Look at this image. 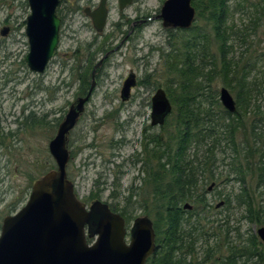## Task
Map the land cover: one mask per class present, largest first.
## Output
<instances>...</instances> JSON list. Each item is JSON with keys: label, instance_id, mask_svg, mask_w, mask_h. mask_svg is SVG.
<instances>
[{"label": "rangeland", "instance_id": "1", "mask_svg": "<svg viewBox=\"0 0 264 264\" xmlns=\"http://www.w3.org/2000/svg\"><path fill=\"white\" fill-rule=\"evenodd\" d=\"M165 1L132 0L131 5L119 11L117 0H108L107 24L103 33L98 34L83 10L96 8L99 0H65L58 7L63 23L55 57L44 73L35 74L24 62L28 53L24 34L29 14L27 2L0 0V31L8 28L6 36L0 35V227L5 216L15 214L26 204L32 184L56 170L48 151L49 141L70 105L85 94L81 93L83 78L80 81L77 71L84 73L90 65H96L104 56L101 50L114 49L97 69L90 100L67 140L70 154L67 179L71 181L74 195L86 208L99 202L118 210L123 207L124 198H132L133 193L139 192L144 199L150 193L151 189L142 183L147 175L138 160L144 159L143 144L150 150L153 143L148 141L154 136H160L163 141L168 135L166 132L173 133L175 106L167 90L175 99L183 92L182 82L171 68L175 58L179 61L188 55L190 64L202 68L195 78L199 85L196 94H201L196 102L201 103L202 115L208 109L205 97L209 91L216 94L220 106V109L212 108V113L217 116V112L223 111L218 91L224 85L212 68L213 60L219 55L210 27L203 20L195 19L188 30L162 28L156 16ZM248 1L257 3L258 0ZM227 27L228 58L233 67L234 64L240 70L244 67V74L251 80L250 107L241 116L247 126L253 120L254 126L264 128V23L252 31L246 10L237 12L231 6ZM187 42H190L188 48ZM130 72L134 73L137 83L130 99L122 102L120 91ZM88 82L91 84V77ZM159 88L165 91L172 113L163 126L152 127L150 100ZM236 91H229L234 99ZM33 120L40 123L32 125ZM207 125L204 123L202 127ZM246 140V133L238 130L235 142L241 156L247 148ZM208 144L210 140L198 151L200 157ZM262 145L264 149V141ZM229 152L223 142L214 152L216 163L211 168L214 180L204 183L205 191L211 182L216 183L207 195L210 205L215 206L227 196L235 198L245 188L249 194L254 190V196L264 208V185L256 186L251 172L252 158L236 165ZM207 215L208 222L229 216L228 226L236 230V234L230 232V242L237 240V231L242 235L247 231L255 233L259 228L242 219V209L236 204L228 207L224 204ZM127 217L125 242L129 244L133 220L137 217L151 220V217L139 208ZM201 223L204 225L206 221ZM94 230L95 226L89 225L86 235ZM95 239L96 236L91 237L87 243L91 245Z\"/></svg>", "mask_w": 264, "mask_h": 264}, {"label": "trees", "instance_id": "2", "mask_svg": "<svg viewBox=\"0 0 264 264\" xmlns=\"http://www.w3.org/2000/svg\"><path fill=\"white\" fill-rule=\"evenodd\" d=\"M64 1L60 0L59 5ZM191 5L195 10V19L203 20L212 31L219 55L213 60L212 68L216 76L222 79L224 88L229 91L237 90L236 111L230 114L223 109L215 116L211 110L214 107L220 109V106L216 94L209 91L205 97L209 102L208 109L204 110L202 115L201 103L196 102V98L201 94H196L198 91H195L199 86L196 85L195 78L198 70L202 68L190 64L188 55L179 61L175 58L171 68L182 82L183 92L175 99L167 90L170 101L175 106V115L171 122L173 133L166 132L168 135L163 141L160 136H154L148 141L153 143L150 150L147 149V144H143L144 159L138 160L148 178L142 179V183L144 187L151 189L150 193L146 199L145 196L141 197L139 192L133 193V199L124 198L122 208L117 210L112 205H109V208L112 212L120 214L125 221L128 220L127 214L129 216L136 208L151 217L156 251L147 259L146 264H264V244L254 232L247 231L240 235L237 231V240L230 242L229 234L231 231L235 233L236 230H231L228 226V215L221 221L220 218L208 222L207 214L214 207L204 195V183L214 180L211 169L216 163L214 152L221 148L222 142L226 149L230 150L229 155L236 165H241L242 160H247L248 157L252 158L251 172L255 176L256 186L264 185V128L254 126L253 120H250L249 123L252 124L247 126L241 116L243 112L246 114L250 107L251 80L244 74L245 68L240 70L237 64L233 67V62L227 55V24L231 6L237 12L246 10L249 23L253 26L251 30L255 31L264 23V0H258L257 3L248 0H191ZM59 11L61 12V9L57 11L58 16ZM200 35L205 37L204 34ZM189 44L190 42H187L185 46L188 48ZM107 51L101 50L103 54ZM93 67L94 65H90L84 73L77 71L80 81L83 78L81 93H86L90 86L88 79ZM39 123L40 120H33L31 124ZM204 123H208L206 128L202 127ZM238 130L246 133L247 137V148L242 156L241 149H238L239 145L235 142ZM207 140H210V144L206 147L211 148L205 147L200 157L198 151ZM240 192L235 198L226 197V207L236 204L242 209V219L248 224L264 227V208L254 196V190L252 194L245 188ZM185 204H189L191 209L185 210ZM204 220L206 223L203 225L201 221Z\"/></svg>", "mask_w": 264, "mask_h": 264}, {"label": "water", "instance_id": "3", "mask_svg": "<svg viewBox=\"0 0 264 264\" xmlns=\"http://www.w3.org/2000/svg\"><path fill=\"white\" fill-rule=\"evenodd\" d=\"M117 1L120 10L132 3V0ZM26 2L29 14L24 34L28 53L24 62L30 72L42 74L54 59L60 43L61 20L57 15L60 0ZM106 2L99 0L96 9L84 10L97 33L105 28ZM156 18L161 20L164 29L188 30L194 22L195 10L191 0H166ZM7 33L8 28L0 31L2 37ZM106 56L94 67L86 95L70 105L49 141L48 151L56 170L36 180L26 204L15 214L3 218L0 264H146L155 253V232L149 218L137 217L133 220L127 244L123 217L99 202L86 208L74 195L71 181L67 179L66 167L70 160L68 136L84 113L95 86L96 70ZM135 86V75L130 72L120 91L122 102L129 99ZM219 102L227 112L236 111L235 102L224 87L219 90ZM171 112L172 105L165 92L157 89L151 98V126H163ZM183 208L190 210L191 206L185 204ZM94 220L96 223H93ZM89 225L95 226V230L88 236ZM255 234L264 244V227L257 228ZM94 236V243L88 244L87 240Z\"/></svg>", "mask_w": 264, "mask_h": 264}, {"label": "flooded vegetation", "instance_id": "4", "mask_svg": "<svg viewBox=\"0 0 264 264\" xmlns=\"http://www.w3.org/2000/svg\"><path fill=\"white\" fill-rule=\"evenodd\" d=\"M108 1V0H107ZM99 3V2H98ZM117 3H118V1H117ZM98 6V5H97ZM59 7V6H58ZM86 8H89V7H86ZM86 8H84V10L86 9ZM126 8V7H125ZM124 8V9H125ZM90 9V11H93L94 9H96V8H94V9H91V8H89ZM118 9H119V7H118ZM123 9V10H124ZM57 10H58V8H57ZM68 10V9H67ZM84 10H83V13H84ZM106 10H107V17H106V23H105V27H106V24H107V19H108V15H109V11H108V8H107V2H106ZM123 10H120L119 9V11H123ZM57 15H58V13H57ZM84 15H85V13H84ZM86 16V15H85ZM59 18H60V16H58ZM87 17V16H86ZM89 18V17H88ZM90 19V18H89ZM60 20H61V25H62V23H63V21H62V19L60 18ZM90 21H91V19H90ZM133 24L134 23H132V24H130L129 25V31H127V33L129 34V32L130 31H132V28H133ZM91 25H92V22H91ZM93 27V26H92ZM61 29V28H60ZM94 29V28H93ZM105 29V28H104ZM104 31V30H103ZM103 31L101 32V33H103ZM96 32V31H95ZM97 33V32H96ZM101 33H98V34H101ZM106 50H108L105 54H104V56L105 55H107L105 58H104V60H103V62H102V64H104V62H105V59L111 54V52L114 50V49H106ZM103 56V57H104ZM94 67H95V65H94ZM94 67H93V69H94ZM92 69V70H93ZM91 73H92V71H91ZM129 75V74H128ZM137 83V82H136ZM123 86V85H122ZM133 89V88H132ZM159 89H161V88H159ZM88 90H89V87H88ZM87 90V91H88ZM157 90V89H156ZM163 90V89H162ZM220 90V89H219ZM164 91V90H163ZM165 92V91H164ZM229 92V91H228ZM87 93V92H86ZM85 93V94H86ZM155 93V92H154ZM230 93V92H229ZM84 94V95H85ZM166 94V93H165ZM83 95V96H84ZM154 95V94H153ZM230 95H231V93H230ZM82 96V97H83ZM130 96H131V92H130ZM167 96V95H166ZM218 96H219V91H218ZM232 96V95H231ZM152 98V97H151ZM232 98H233V100H234V102H235V105H236V100L234 99V97L232 96ZM129 99H130V97H129ZM128 99V100H129ZM127 100V101H128ZM218 100H219V97H218ZM126 101V102H127ZM150 105H151V100H150ZM221 105V104H220ZM223 108V107H222ZM224 109V108H223ZM226 111V110H225ZM151 112V111H150ZM230 114H233V113H230ZM80 119V118H79ZM151 125V124H150ZM77 126V125H76ZM152 127H155V126H152ZM216 185V183H215V181L214 182H211L210 183V185L207 187V189H206V191H205V196H206V198H207V195L212 191V189L214 188V186ZM228 197V196H227ZM225 199H226V197H225ZM225 199H224V201H220L219 203H217L215 206H213L215 209H218V208H222L223 206H224V203H225ZM187 210V209H186Z\"/></svg>", "mask_w": 264, "mask_h": 264}]
</instances>
